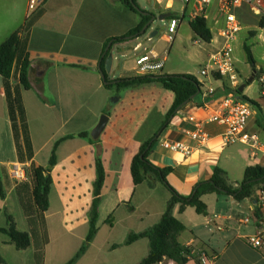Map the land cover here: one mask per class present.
Wrapping results in <instances>:
<instances>
[{
    "label": "crops",
    "instance_id": "crops-1",
    "mask_svg": "<svg viewBox=\"0 0 264 264\" xmlns=\"http://www.w3.org/2000/svg\"><path fill=\"white\" fill-rule=\"evenodd\" d=\"M190 4L194 10H191L189 20L200 14L196 2ZM158 5L163 19L172 15V9ZM219 5L220 0H213L205 6L204 16L216 44L210 55L221 46V30L225 26ZM236 14L242 28L249 27V32L254 30V36L264 38V28L259 27L261 13L244 4ZM184 17L182 15V20ZM141 20L120 0H44L36 8L30 7V0H0V44L28 24L23 35L25 52L31 61L29 79L32 87L23 89L22 98L34 150L31 160H20L0 75V176L7 193L5 198L0 196V227L7 226L6 213L9 212L20 230L31 231L32 225L21 197L31 210H35L33 185L30 178L16 181L10 175L11 164L19 161L27 168L32 163L47 167L56 147L50 204L45 213L49 241L43 264H66L84 244L90 227L98 156L106 171L99 204V230L74 264H137L150 251L147 237L127 243L128 236L157 224L172 193L160 181L153 186L146 181L135 185L131 161L142 143L159 129L175 94L159 82L114 94L105 86L101 70L110 39L125 35ZM162 37L166 39V36ZM131 40L115 43L110 51L123 50ZM114 60L113 54L111 71L107 72L110 79L144 74L138 70L136 60L119 63L116 68ZM116 70L120 74L110 77ZM254 71L255 78L247 82L243 95L256 102L248 130L257 133L264 143V82L261 81L264 64L254 61L251 75ZM240 77L243 80L241 74ZM256 79L260 89L254 98L249 89ZM12 80L17 83L15 75ZM199 80L203 83L202 92L174 116L150 154L155 164L172 167L167 180L183 195L191 194L199 181L211 178L216 167L224 169L230 179L236 177L235 182H240L248 166H264V149L253 156L248 145L225 143V126L222 124L207 122L204 124L206 139L197 143L192 138L190 133L196 128L195 122L207 115L205 105L232 89L217 75L207 77L208 82ZM247 80L245 78L242 83ZM209 86L215 88V94L207 92ZM103 114H107L109 120L95 139L92 131ZM166 141L191 144L194 150L190 155L172 151L165 147ZM261 190L256 191L254 198L243 200L226 194H207L203 197L208 206L207 215L199 214L193 206L180 211V204H176L174 215L186 226L179 236L180 241L192 249L205 248L213 256L212 264H264L263 254L246 239L256 231L253 215L264 213L259 203ZM246 217H251L250 222H242ZM108 225L110 229H107ZM115 227H118L117 232L112 231ZM117 248L121 249L116 253ZM0 253L8 264H38L34 244L19 250L2 231ZM187 264L200 262L191 258Z\"/></svg>",
    "mask_w": 264,
    "mask_h": 264
},
{
    "label": "trees",
    "instance_id": "trees-1",
    "mask_svg": "<svg viewBox=\"0 0 264 264\" xmlns=\"http://www.w3.org/2000/svg\"><path fill=\"white\" fill-rule=\"evenodd\" d=\"M120 1L124 6L138 12L142 16V21L137 27L131 29L125 35L110 39V48L105 52L101 63L105 86L108 88L115 87L117 94H120L122 91L129 88L159 82L175 94L174 102L159 129L142 143L140 151L133 156L131 161V172L135 185L146 181L153 186L156 181H160L170 189L172 196L167 203L166 210L161 220L146 231L131 233L128 236L127 243H132L143 237H147L150 241V251L148 255L137 264H157L165 258L175 260L180 264H187L191 258L195 257L192 255V247L183 244L179 239L181 233L186 230V226L174 215L175 205L180 204V211H183L187 206H193L199 214L207 215L208 206L203 200V197L207 194H226L233 196L237 200L254 198L259 188L264 189V166L259 164L248 166L245 170L244 178L240 182H232L224 169L216 167L211 178L199 181L189 195L179 193L169 183L167 175L172 170V167H161L155 164L150 159V154L158 143L161 132L170 125L174 116H176L187 103L192 101L195 96L202 92L203 83L197 76L191 73H147L110 79L105 70V64L112 46L117 42L137 38V36L142 33L144 25L155 15L153 12L145 11L137 0ZM170 17L176 18L173 15H170ZM189 23L197 36L206 42L212 41L213 32L208 24V19L204 15L191 18ZM25 27H28V24ZM259 27L264 28V14H262L260 18ZM24 29L22 28L14 31L0 44V75L4 82L9 117L19 158L21 161L26 162L33 158L34 150L26 109L22 98L23 89L27 90L32 87L29 79L31 61L29 55L25 52L26 38L23 35ZM246 51L249 61L254 62L251 49L246 47ZM14 75L17 78V83H14L12 80ZM235 91L252 105H256L255 101L243 95V91L240 92L238 88H236ZM82 135H86V133H82ZM55 149L56 147L52 152L49 166H37L32 163L27 168L29 178L33 185L32 194L37 208L31 210L24 198L21 197V195L20 197L32 225L31 231L20 230L14 216L9 212L6 213L7 226L0 227V231L6 233L10 237V242L14 244L17 249H27L34 244L38 264H43L44 262L45 246L49 241L45 213L50 204L49 194L53 183L51 171L57 161ZM96 171L97 176L93 184L94 196L90 210L89 232L84 244L77 254L66 264H74L75 261L86 252L89 243L92 242L99 230V204L106 180V171L100 156L96 158ZM6 194L0 176V196L5 198ZM0 264H8L1 253Z\"/></svg>",
    "mask_w": 264,
    "mask_h": 264
},
{
    "label": "built area",
    "instance_id": "built-area-1",
    "mask_svg": "<svg viewBox=\"0 0 264 264\" xmlns=\"http://www.w3.org/2000/svg\"><path fill=\"white\" fill-rule=\"evenodd\" d=\"M44 0H30V7L36 8L43 3ZM161 5L164 3V8L172 9L174 0H157ZM185 4L196 2L199 15L202 16L205 12V6L213 0H180ZM244 4H248L255 12L264 14V0H220L219 11L225 19V26L221 30L222 42L221 46L213 52L201 73L207 77L217 75L219 79L225 81L232 88L227 95L219 98H214L213 101L205 105L207 115L204 119L195 122V130L190 133L193 139L200 143L206 139L204 132V124L207 122H215L225 126L224 141L227 144L242 143L248 145L252 149V155L255 156L258 151L264 149V143L259 135L248 130V122L254 112L253 105L240 96L235 89L241 84L240 74L236 66L234 57V42L239 31L242 29V24L236 14L237 9ZM182 21V17L172 18L169 26V32L176 33L178 24ZM152 39V38H148ZM169 42L174 40L173 35L166 36ZM142 47L138 43L134 50ZM146 53L137 57L136 64L141 73H159L164 68L166 54L161 57V54L154 48L146 49ZM167 53V52H166ZM264 82V78H261ZM208 93L215 94V88L209 86ZM166 148L172 151L182 152L185 155H190L194 146L181 141H166ZM10 175L16 181H24L29 178L27 167L22 162H14L11 164ZM261 210L264 211V189L261 190L259 196ZM256 231L246 237L248 243L264 256V213L261 216L253 215ZM251 217L242 219V222H250ZM192 255L200 264H212L213 256H211L205 248H193ZM161 264H180L175 260L165 258Z\"/></svg>",
    "mask_w": 264,
    "mask_h": 264
},
{
    "label": "rangeland",
    "instance_id": "rangeland-1",
    "mask_svg": "<svg viewBox=\"0 0 264 264\" xmlns=\"http://www.w3.org/2000/svg\"><path fill=\"white\" fill-rule=\"evenodd\" d=\"M137 1L145 11L153 12L156 15V20L148 28L146 33H141L137 36V38L132 39L127 45V47H125L123 50L119 51L117 49H112V52L115 56V68L119 63L123 64L127 60L135 62L137 57L146 53V49L148 50L154 47L161 54L162 58L166 54L165 65L161 72L191 73L197 76L198 79L207 81V76L203 75L201 73V70L207 62L211 50H213V47L216 46V44L213 41H204L199 36H197L192 30L189 23V14L191 10H194L193 5L187 4V10L185 11V4L180 0H174L173 8L170 12L175 17H182V15H184L185 17L178 24L176 33H171L169 32L171 17L166 16L164 17V19H159V17L161 16V12L156 0ZM160 6L163 8L164 3ZM131 11L133 13H136V15H138L142 19V16L138 12H135L133 10ZM249 29V27H243L239 31L237 38L234 42V55L236 58V66L240 72L239 74L242 75L243 80L245 78L248 79L251 76L253 69V62H250L248 59L246 47H249L252 50L255 63L264 64V38L263 36L261 37L259 35L254 36V30H250L249 32ZM155 30H157L158 33L152 39H148L149 35ZM214 33L217 34L216 32ZM168 35H173L174 40L172 42H169L167 39H164L162 37ZM138 43H141L142 47L138 50H134V47ZM119 74L120 71L116 70V73L114 71L112 74H110V77L114 75L118 76ZM243 80H241V84ZM215 84H218V82H215ZM111 89L114 94H117L115 87H111ZM259 89L260 85L258 79H256L253 82L252 88L249 89L250 96L255 98V96L259 92ZM232 176H235V173H232ZM235 178L236 177H231L230 180L232 182H235ZM107 227H109V225ZM107 229H110V227ZM101 231H103L102 228ZM112 231L117 232L118 227H115L114 229H112ZM106 236H108V233H106ZM120 249L121 248H117L116 253Z\"/></svg>",
    "mask_w": 264,
    "mask_h": 264
},
{
    "label": "water",
    "instance_id": "water-1",
    "mask_svg": "<svg viewBox=\"0 0 264 264\" xmlns=\"http://www.w3.org/2000/svg\"><path fill=\"white\" fill-rule=\"evenodd\" d=\"M159 19H163L162 15L159 17ZM155 20H156V15H153L151 17V19L144 25V27L142 29V33H146V31L148 30V28L154 23ZM157 32H158L157 30L153 31L150 34V37L152 38L153 36H155ZM112 63H113V53H112V51H110L109 54H108V56H107L106 64H105V70H106V72H110L111 71ZM103 76H104V74H103ZM254 78H255V71L248 78V80L246 82L242 83L239 86L238 90L240 92L244 91V89L247 86V82H252L254 80ZM117 99H118V97H115V100H117ZM108 120H109V117H108L107 114H103L100 117V120H99L98 124L95 126V128L92 131L93 138L97 139L101 135V133L103 132V130L105 129V127L107 125Z\"/></svg>",
    "mask_w": 264,
    "mask_h": 264
}]
</instances>
